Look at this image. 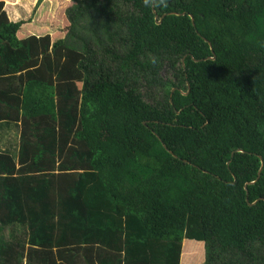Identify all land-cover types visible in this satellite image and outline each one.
Returning <instances> with one entry per match:
<instances>
[{"label": "trees", "instance_id": "16d2710c", "mask_svg": "<svg viewBox=\"0 0 264 264\" xmlns=\"http://www.w3.org/2000/svg\"><path fill=\"white\" fill-rule=\"evenodd\" d=\"M70 1L0 0V262L264 264V0Z\"/></svg>", "mask_w": 264, "mask_h": 264}, {"label": "rangeland", "instance_id": "374dc122", "mask_svg": "<svg viewBox=\"0 0 264 264\" xmlns=\"http://www.w3.org/2000/svg\"><path fill=\"white\" fill-rule=\"evenodd\" d=\"M47 1L48 0H12V1L7 0L6 6H7V9L9 10V12L11 13V18L13 20H32V23H33V21H35V23H37L38 20H44L45 15L42 18L39 17V15L42 13V10L44 9L42 7L46 6L48 4ZM71 4H72V2L70 0H64L63 3L59 2V8H62V10H60L59 12H58V10H56V17H54V19H52V18L50 19V20H52V22H48L47 31H49V32L54 31L55 34L57 33V31H59L63 36L65 35V31H67V26L69 25V23H68V20L64 16V11ZM55 19H56V21H55ZM44 22H46V20ZM35 32H39V31H35ZM35 32H30V33H35ZM163 76L166 78L167 76H170V73L167 71H164ZM3 135H4V133H3ZM19 135H20V129H18V130L16 129V130H13L12 132H9V136H7L9 138L8 139L9 142L14 144V149H13L14 152H17V149H18V143L17 142H19L18 141ZM0 238H2L3 243L8 244L9 246L12 245L13 248H17L18 246L21 245L22 250L25 253L26 259L31 258L30 255L26 256L29 254V252L31 250L29 248V245L27 244V242H28V236L27 235L25 237L21 236L23 242L19 243L17 241H14V240H16L17 236L14 233H11V230L9 229L4 234H0ZM191 245L192 244L189 242L185 243L184 249H187V251H189ZM192 251L195 252L196 249H193ZM200 254L201 253H200V247H199L198 255H189V256L187 255V257H185V259L186 260L189 259L188 261L191 260L195 264H200V262H203V260H204L203 259V257H204L203 253L201 254V260L199 262L197 260H195L196 258L200 257ZM40 260H41V258H38V259H34L31 262H36V264H39L41 262ZM0 264H7V263L0 262ZM32 264H34V263H32ZM185 264H190V262L185 263Z\"/></svg>", "mask_w": 264, "mask_h": 264}, {"label": "crops", "instance_id": "0c3cea01", "mask_svg": "<svg viewBox=\"0 0 264 264\" xmlns=\"http://www.w3.org/2000/svg\"><path fill=\"white\" fill-rule=\"evenodd\" d=\"M16 130V129H15ZM4 135H7V136H9V132L8 131H6V132H4ZM18 136V135H17ZM16 137V136H15ZM19 138H20V135H19ZM18 138V139H19ZM17 139V138H16ZM7 141H8V138L5 136V137H2V139L0 138V148L2 147V148H6V146H7ZM19 141V140H18ZM10 144H12V143H10ZM16 144V143H15ZM191 250H193V248H191Z\"/></svg>", "mask_w": 264, "mask_h": 264}, {"label": "water", "instance_id": "95a60500", "mask_svg": "<svg viewBox=\"0 0 264 264\" xmlns=\"http://www.w3.org/2000/svg\"><path fill=\"white\" fill-rule=\"evenodd\" d=\"M164 17H166V15H164V16L161 17V18H159L158 16H156V18H157V20H158V24H161V22H162V20L164 19ZM191 18H192V20H193V22H194V17L191 16ZM212 59H215V56L212 57ZM240 151H242V150H240ZM263 166H264V163H263V161H262V167H261L260 170H259V177H260V174H261V172H262V170H263ZM259 177H258V178H259ZM254 183H255V182H251V183H248V184H254ZM248 184L246 185V188H247Z\"/></svg>", "mask_w": 264, "mask_h": 264}, {"label": "clouds", "instance_id": "9594fccd", "mask_svg": "<svg viewBox=\"0 0 264 264\" xmlns=\"http://www.w3.org/2000/svg\"><path fill=\"white\" fill-rule=\"evenodd\" d=\"M148 2V0H146V3Z\"/></svg>", "mask_w": 264, "mask_h": 264}]
</instances>
